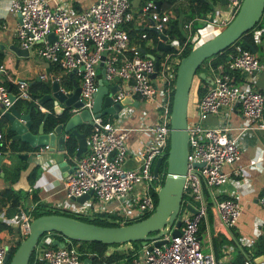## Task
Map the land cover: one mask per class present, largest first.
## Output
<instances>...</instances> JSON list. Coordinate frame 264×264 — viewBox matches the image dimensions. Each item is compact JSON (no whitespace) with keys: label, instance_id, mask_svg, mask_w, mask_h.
Returning <instances> with one entry per match:
<instances>
[{"label":"built area","instance_id":"obj_1","mask_svg":"<svg viewBox=\"0 0 264 264\" xmlns=\"http://www.w3.org/2000/svg\"><path fill=\"white\" fill-rule=\"evenodd\" d=\"M240 2L225 0L223 6L226 8L222 11L221 8L215 9L210 22L205 21L203 30H193L190 21L184 23L183 39L180 40L164 33L171 11H161L154 0H146L136 9H132L131 0H93L79 10L67 7L60 0H8L7 10L20 17L14 28L19 46L40 59L57 64L65 72L75 69L80 81L78 100L81 104L71 107L69 114L84 108L90 113L92 125L86 138V150L79 157L67 154L73 168L63 177V188L68 198L91 192L79 205L72 200L70 211L107 213L123 223L136 220L154 209L150 188L158 187V175L153 174L152 168L156 157L163 155L169 138L170 95L182 51L187 45L193 47L195 37L202 42L223 28L238 10ZM135 19L146 20L149 26L166 34L164 41L169 42L170 48L157 55L153 53V57L148 56L149 52L143 46L147 39L145 32L135 38L129 36L127 23ZM261 31L253 29V41L259 39ZM50 32L54 35L51 41L47 38ZM158 39L157 36L155 41ZM165 51L167 53L162 54ZM228 56L227 70L214 72L210 86L196 100V118L187 119V166L178 234H171V225L157 238L164 240L161 244L154 245L155 239L149 240L135 256L118 264H222L211 252L202 250L197 235L198 223L207 213L203 189L215 188L228 180V172L223 167L239 158V135L257 128L264 137V93L255 87L256 74L262 64L250 49L239 44L232 45ZM101 60L104 80L117 78L123 84L116 83L117 89L110 95L112 101H119L127 95L137 96L153 104V118L145 117L148 122L141 120L138 127L124 125L123 120L128 119L131 112L119 113L124 104L116 111L115 121L104 119L102 113L95 115L92 103L98 88ZM3 71L4 65L0 63V75ZM40 77L45 79L44 75ZM14 84L15 91L11 92L0 78V115L17 98L31 100L40 111H45L39 100L31 97L25 79H15ZM59 87L64 91L61 85ZM237 105L241 123L232 127L227 115ZM210 116L219 117L220 122H208L206 119ZM135 129L152 133L151 140L136 151L126 143L128 134ZM47 149L48 145L40 146L33 154L40 155ZM130 154L141 157L135 167L125 166ZM195 162L202 165L195 166ZM258 203L264 207V191L259 195ZM214 204L222 224L233 225L241 211L239 202L224 197ZM21 214L20 237H24L31 218L27 212L21 211ZM147 244L151 245L149 249ZM52 245L50 238L38 239L30 256L31 264L37 261L43 264H83L82 255L86 253L71 240H65L61 247ZM14 246L0 241V264H7L4 258ZM243 264H262V261L246 258Z\"/></svg>","mask_w":264,"mask_h":264},{"label":"crops","instance_id":"obj_2","mask_svg":"<svg viewBox=\"0 0 264 264\" xmlns=\"http://www.w3.org/2000/svg\"><path fill=\"white\" fill-rule=\"evenodd\" d=\"M60 1H62L67 7H71L73 10H79L88 6V4L93 0ZM203 1L206 2V0ZM210 1L213 4V8L209 6L211 11H213L212 9H220V6L224 5L222 3H219V0ZM143 2L144 1L136 0L135 6L131 5L132 9H136L137 6H140V4H142ZM159 2V7L157 6L158 9H160L161 11H171V16L175 14L176 9L178 18L180 20L181 29L183 32L182 34H184V23L189 21L192 23L193 20L195 21L197 19L203 18L204 23L205 21L209 22L211 19V15H213L211 12H207L203 15L201 14L191 17L190 20L181 19L180 16L182 15L179 11L177 3H179V6L183 8V11L189 10L191 12L190 6L192 2L190 0H175L172 5L167 4L166 2L161 3L160 0ZM7 5L8 0H0V63L4 65V71L1 72L0 78L3 80V82L7 86H10L11 92H14V81L18 78L25 79L28 83V86L34 85L36 83L48 84L49 86L51 77L63 79V77H65V74L67 75L71 70L65 72L57 64L40 59L29 50L28 55H19L14 50H12V48H10V46L12 45L20 47L14 35V28L17 25L18 16L16 13L9 12L7 10ZM136 20L137 19H135V21H130L132 28L137 31L143 30L144 28L148 29V21ZM204 23L201 25H204ZM128 26L129 25H127V27ZM194 29L195 28H193V30ZM255 29L262 30L259 39L254 41V46L252 45L254 49L253 53L258 58L259 62L262 64V69L259 70L256 74L255 87H257L261 92L264 93V24L256 26ZM149 48V45L144 46L146 52H149ZM156 52L159 51L153 50V52L149 53H154L157 55ZM228 59L229 58H227V61ZM214 72L215 70L206 73V75L209 76V84H211L210 80ZM40 75H44L45 79H42ZM68 77L71 82L72 79H74L77 83H80L79 77L75 72L72 76H69L68 74ZM58 82L60 86V81ZM102 82L107 86L116 85V83H119L118 81L111 82L110 84L104 83V79ZM119 84L123 85L122 83ZM63 89L68 90L70 89V87H67V89L63 87ZM116 89L117 88H115L114 90ZM107 94L111 95V92L108 91ZM133 98L137 101L136 104H133L131 102L125 104H131L136 110L143 111V105H141L139 102V100L141 99H139L137 96H134ZM16 100L20 101V104L17 107L14 105ZM196 100L197 97L194 96V103H196ZM47 101H51L52 103V100ZM27 102V100L17 98L13 101V105L20 114H25L27 111H29V109H27ZM113 102L114 101H112L111 98L110 104H113ZM41 112L47 113L49 112V110L47 107H45V111ZM146 117L153 118L154 113H152L151 110L147 111ZM227 117L229 120L228 124L232 127H236L241 123V115L238 110V105L232 108ZM130 118L131 119L129 120L126 119L124 125L138 127L140 125L141 120H144L138 116L137 112L135 114H132ZM194 118H196V113H194L192 119ZM206 120L213 124L220 122L219 117L216 116H210ZM81 126L83 125L76 126V129L79 131H83V128H81ZM6 127H9V123L7 121L3 124L2 129H5ZM65 136H67V132L65 133ZM151 136L152 133L146 129L132 130L128 134V138L126 141L127 146L135 151L140 150L148 141L151 140ZM12 141L18 142L22 140H13L12 138L4 140L5 148H7H4L5 150L1 151V153L3 154V159L0 162V224H3V227L0 228V241L4 243H10L11 247L16 245L17 239L21 236L19 228V220L21 219L20 216L22 215L21 211L27 212L28 210H31L34 205V203L30 199L32 188L37 189V195L40 201H43L54 208L70 211L68 208L72 202L75 204H80L83 202L72 201V199L68 198L64 192L63 177L69 172H67L65 175L63 174V172H66L72 165V162L68 158V153L65 151V148L64 152L61 153L49 152V150L47 149L42 151L40 155H35L33 154L34 150H37L40 146L31 147L29 145L30 149L17 152L12 151L9 147L10 142ZM2 142L3 139L1 140L0 144ZM238 148L240 150L239 158L234 163L230 165H224L223 167L224 171L228 172V180L222 185H219L215 188L204 187L203 196L205 201L207 202V213L205 218L201 219L198 223V226L200 223L204 225V234L202 236H199L197 230V235L200 239L202 250L205 252H211L214 255L215 259L222 262V264H233L236 257H238L239 261L243 260V262L246 258L253 260L254 257L251 255V252L249 253V250L254 246L255 242L259 240V237L264 235V207H262L258 203V197L264 191V137L262 135V132L257 128L248 129L245 133L239 135ZM20 153L31 154V161H29L28 159L21 158L19 156ZM70 156H74V153ZM62 159L66 160L68 164V167L65 168V170L63 171H61L57 166V162ZM140 159V156H134V154H130V156L125 161V166L135 167L137 164H139ZM53 164H55V166H53ZM22 165L24 166V168H22L15 175L13 172V167H19ZM51 166H53V168L50 169ZM33 168L36 171L35 175H37V177L34 182L30 185L27 180V176ZM9 185L14 190L21 189L28 192L27 196H25L24 198L25 200H23L22 203L18 206L19 210L17 212H14L13 214L12 209L9 208V204L7 202H1V192L5 187ZM224 197L236 199L241 207V211L238 218L236 219L234 224L230 226H225L222 224L215 209L214 202ZM99 214H106L108 216L107 213ZM119 221L121 220L119 219ZM46 235L49 238L54 239V236L52 234L48 233ZM223 239H225V241ZM211 240H216L217 242H219V247L217 250L213 248ZM141 247L142 244L140 243L136 247V249L133 247L132 244H120L117 247H109L106 253L116 249L119 250L121 253L129 254L132 249H135V252H132L131 257H133L140 251ZM85 258L87 257H84V259ZM34 264L43 263L41 261H37ZM238 264L240 263L238 262Z\"/></svg>","mask_w":264,"mask_h":264},{"label":"water","instance_id":"obj_3","mask_svg":"<svg viewBox=\"0 0 264 264\" xmlns=\"http://www.w3.org/2000/svg\"><path fill=\"white\" fill-rule=\"evenodd\" d=\"M206 3L213 8L210 0H206ZM219 3L224 4L225 0H219ZM156 4L159 7V0H156ZM262 14H264V0H241L238 10L223 28L193 46L186 55L180 58L176 67L169 113V145L165 159V175L162 184L156 189L157 199L155 207L146 217L126 224L103 226L65 214H41L30 220L26 235L19 241L14 251L5 256L4 263L28 264L33 248L44 232H57L68 240L100 241L107 244L139 241L142 245L153 239H155L152 242L154 245L161 244L164 240L157 238L167 231L171 225H173L170 231L171 234H178V228L181 223V211L183 209V187L187 166V104L193 76L196 69L205 59L232 44L244 32L252 28ZM17 16L18 21H20L19 14ZM148 29L155 32L159 38L156 41L155 50L164 51L170 48L169 42L164 41L167 38L166 34L157 31L153 26H149ZM47 38L50 41L53 40V32H50ZM245 46L253 52L254 49L250 43H245ZM10 48L19 55H28L29 52L27 48L16 45H12ZM148 56L153 57L151 53H148ZM101 59H103V55ZM154 64L156 69L157 60H155ZM99 66L100 77L98 78V88L93 97L92 111L95 115L108 113L115 117L116 111L123 104L130 102L136 104L137 101L132 96H126L110 104L111 97L107 92L112 93L117 86L103 84L104 67H102V60L99 62ZM74 72L75 69L71 70L68 73L69 76H72ZM198 75L207 81L209 80V76L204 71L198 72ZM8 89H10V86H8ZM79 91L80 84L74 79H72V88L63 91L59 87L58 80L51 77L49 91L39 98V102L43 104L47 100H52L54 113L62 115L64 112L69 113L71 107L80 106L81 102L78 100ZM11 99H13L12 94ZM2 115L9 123V129L14 132L11 137L13 140H22L31 147L48 145L49 152L61 153L64 152V141L67 137L65 133L70 132L76 139L74 156L79 157L86 150V134L76 129L78 125H92L90 113L85 108L68 114L65 122H58L50 132L43 130V120L46 113L36 132H31L29 129V111L25 114H20L12 104ZM19 156L31 161V154L20 153ZM161 158L162 155L156 157L154 160L152 168L154 175L158 174ZM2 159L3 154L0 153V162ZM193 165L201 166L202 163L195 162ZM57 166L63 171L68 167V164L66 160L62 159L57 162ZM72 168L73 165L66 172H63V174L65 175L67 172H70ZM90 192L71 197V199L82 202L88 198ZM188 209L194 212L193 208L188 207ZM52 243L59 247L64 245V242L55 238L52 239ZM150 246V244H147L148 249ZM253 261H262V264H264V255L255 256ZM83 264H92V256L83 259Z\"/></svg>","mask_w":264,"mask_h":264},{"label":"trees","instance_id":"obj_4","mask_svg":"<svg viewBox=\"0 0 264 264\" xmlns=\"http://www.w3.org/2000/svg\"><path fill=\"white\" fill-rule=\"evenodd\" d=\"M141 1H146V0H141ZM160 1H161V3L166 2L167 4L172 5L175 0H160ZM190 1L192 2L191 6H190L191 17H194L196 15H201V14L203 15V14L210 11L209 5L205 1H203V0H190ZM127 25H129L128 26V33H129L130 38H135V37L139 36L140 33L143 31V32H145L146 37H147L146 45L144 44L143 46H148L150 44L149 52H153L152 51L153 47H151V45L154 44V50H155V42H156L155 40L157 37L155 32H152L149 29H143V30L137 31L134 28H132L130 22ZM259 25H261V24L258 21H256L252 28H250L248 31L244 32L232 44H230L228 47H226L222 51H220L214 55H211L209 58L205 59L200 64V66L196 69L195 74H194L193 79H192V81L194 79H196L195 89H193V92H194V96L197 97V99L210 86L209 82L206 79L201 78L198 75V72L204 71L206 74L207 72H210L212 70H215V72L226 71L227 70V58H228V54L232 50V45L233 44H239L241 47L247 48L245 46V43H250L251 45L254 46V41H253V37H252L253 29ZM164 33H166L169 37H177L180 40L183 39V34H182L183 32L181 29L180 20L178 18V14L176 12V9H175V14L169 18V20L167 22V28L165 29ZM191 48H192L191 45H187L183 49L182 55L180 57H183L184 55H186ZM65 78H66V80H65ZM59 81H60V84L62 87L66 88V89H67V87L71 88L72 82L70 81L68 74L67 75L65 74V77H63V79L59 78ZM29 91H30L31 97L33 99L36 98L39 100V98L44 93H47L49 91V86H48V84L36 83L34 85H31V86L29 85ZM172 94H173V90H172L171 95H170V97H171L170 100H172ZM19 104H20V101H18V100H16L14 103V105L16 107ZM43 105L45 107H47L49 110V112L46 113L45 119L43 120V130L45 132H50L53 129V127L55 126V124H57L58 122H65L69 113L64 112L62 115H55L53 110H52L51 101H46ZM170 108H171V101H170L169 109ZM27 109H29V117H30V128L29 129L31 132H36L45 112H41L38 109L37 105L31 100L27 102ZM5 122H6L5 118L3 117V115H1L0 116V131L2 132L3 142L0 144V151H4L7 148V147L5 148L4 140L10 139L13 136V132L9 129V127L2 129L3 124ZM81 128H83L82 129L83 131H81V132L88 134L91 127L88 125L86 127L81 126ZM168 145H169V138L167 139V143L165 146V152L162 155L161 163H160L159 168H158V174H157L158 179L156 181L158 186H160L162 184L163 178L165 175V169H166L165 159H166V155H167ZM9 147L11 148L12 151H17V152L30 149V146L24 141H18V142L12 141V142H10ZM64 148H65V151L69 155H72L75 151L76 139H75L74 135L71 134L70 132H67V137L65 138V141H64ZM22 168H24L23 165L19 166V167H13L14 174L16 175L17 172H19ZM35 174H36V171L33 168L32 171L27 176V180H28L30 185L34 182V180L37 177V175H35ZM156 189H157V187L155 189L150 188V191L153 195L154 207H155L156 199H157L156 198ZM27 194H28L27 191H24L21 189L14 190L9 185V186L5 187L1 192V195H2L1 196V202L2 203L7 202L9 204V208L12 209V214H13L14 212H17L19 210L18 206L22 203L23 200H25L24 198H25V196H27ZM30 199L34 203L31 210L27 211V213L30 215L31 219L36 217V216H39L41 214L59 213V214L69 215V216L78 218V219L83 220V221H87V222H91V223H95V224L103 225V226H116L119 224H126V223H130V222L135 221V220H130V221L120 223V222H117L114 220L107 219V218H114L115 216H112V215L107 216L106 214H101V215H103V218H97L95 216V217H88V218H92V219H85V218H82L80 216H74V215H71V214H68L65 212L57 211L53 207H51L49 204H47L43 201H40V199L37 195V189L36 188H32ZM149 213L143 214L138 219H142V218L146 217ZM138 219H136V220H138ZM2 227H3V224H0V228H2ZM204 231H205V227L202 223H200L198 226V235L202 236L204 234ZM48 233L52 234L54 236V238L59 240V241H62V242L65 241V238H63L57 232H53V231L44 232L41 236L48 234ZM41 236L39 237V239L41 238ZM22 238L23 237H20L17 239L16 245L19 243V241ZM223 240L225 241V239H223ZM71 241L77 245L78 249H80L86 253V254L82 255L83 258L88 257V256H92V264H118L120 262V260L123 258L130 259L132 256V252H135L134 250L136 249V247L140 243L139 241H131V244L133 245V247L135 249H132V251L129 254H125V253H121L119 250H116V249L112 250L111 252L106 253V251L109 247H117L119 245V243L107 244V243L100 242V241H77V240H71ZM16 245L10 250V254L14 251ZM212 246H213V248H215L217 250L219 247V242H217L216 240H213ZM250 252H251V255L253 257L264 254V235L259 237V240L257 242H255L254 246L249 250V253ZM30 261H31V259H29L28 264L31 263ZM237 261L240 264H243V260L239 261L238 257H236V259L234 261L235 263L233 262V264H238Z\"/></svg>","mask_w":264,"mask_h":264},{"label":"rangeland","instance_id":"obj_5","mask_svg":"<svg viewBox=\"0 0 264 264\" xmlns=\"http://www.w3.org/2000/svg\"><path fill=\"white\" fill-rule=\"evenodd\" d=\"M136 4V0H131V5L132 6H135ZM177 6L179 8V11L181 13L182 16H180L181 19H187V20H190L191 18V12L189 10L187 11H183V8L179 6V3H177ZM221 10L222 11L223 9H225L226 7L221 5L220 6ZM213 11H210L212 14L215 13L214 9H212ZM213 17V16H212ZM186 20V21H187ZM184 22V21H182ZM210 22V21H209ZM258 22L260 24H264V14H262L258 20ZM204 23V20L203 19H197V20H193L192 21V27L195 28V29H199V30H203V24ZM207 27H209V25H206ZM167 31V30H166ZM174 38V37H172ZM173 41H176V40H172ZM193 44L192 46L198 44L200 41H199V38L195 37L194 40L192 41ZM151 47H153L152 51L154 50V44L151 45ZM156 53H159V52H156ZM167 53V51L165 52H162V54H165ZM115 81H118L120 83V80L117 79V78H114V79H111V80H104V83H111V82H115ZM195 84H196V79H194L192 82H191V88H190V91H189V97H188V104H187V119H190L194 116V113H195V103L193 101V98H194V92H193V89H195ZM140 104L143 105V111L142 110H136L131 104H124V106L122 107V109L120 110V114H123V113H126L127 110H130L131 112L128 113V119H131L130 117L132 116V114H135L136 112L138 113V116L141 118V119H144V121L148 122V119L145 118L146 115H147V111H150V110H153V104H151L150 102H147L145 100H139ZM138 102V103H139ZM139 109V108H137ZM111 114H108V113H104L103 114V118L104 119H108L110 121H115L116 118L113 117L112 115L110 116ZM126 121V119L123 120V123ZM84 127L88 126L87 124H83ZM164 152H165V149H164ZM76 205H79L78 203ZM81 206H83V204H81ZM54 208V207H53ZM55 210L57 211H61V212H65V213H68V214H71V215H74V216H80L82 218H85V219H92V218H88V217H97V218H103V215L99 214V213H89V214H82V213H79V212H73L72 210L71 211H67V210H62V209H59V208H54ZM109 220H114V221H117V222H121L119 221V219H117L116 217L114 218H107ZM31 220V219H30ZM46 237V240L49 239V237L47 235H43L41 236L42 237ZM40 238V240H41ZM51 239V238H50ZM65 240H68L67 238H65ZM120 244H131V241H126V242H121L119 243ZM206 249V248H205Z\"/></svg>","mask_w":264,"mask_h":264}]
</instances>
